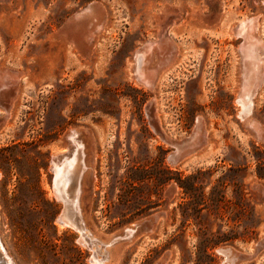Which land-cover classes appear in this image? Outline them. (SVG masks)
Segmentation results:
<instances>
[{
	"label": "rangeland",
	"instance_id": "374dc122",
	"mask_svg": "<svg viewBox=\"0 0 264 264\" xmlns=\"http://www.w3.org/2000/svg\"><path fill=\"white\" fill-rule=\"evenodd\" d=\"M89 4H95L90 20L73 21ZM248 19H255L257 43L244 64L237 26ZM165 38L171 43L149 56L144 86L135 55ZM246 69L259 71L251 111L242 116L237 98ZM0 75L14 81L15 91L0 135V241L11 264H96L94 253L107 264H191L195 235L192 226L183 236L176 232L174 183L159 187L160 204L147 215L122 224L110 218L122 210L118 194L130 170L158 166L162 157V165L184 175L211 169L212 180L232 164H247L243 183L262 199L258 234L212 252L218 264H264V247L245 250L264 236V180L253 173L251 147H264V0H0ZM71 130L83 147L76 200L82 232L96 240L91 247L78 241V228L57 223L63 202L51 187L50 159L69 154ZM190 138L197 146L171 162L168 140ZM13 143L19 148L5 150ZM37 150L47 153L45 167ZM134 187L147 193L152 182ZM154 214L151 231L110 242ZM220 247L231 249L232 262Z\"/></svg>",
	"mask_w": 264,
	"mask_h": 264
},
{
	"label": "trees",
	"instance_id": "16d2710c",
	"mask_svg": "<svg viewBox=\"0 0 264 264\" xmlns=\"http://www.w3.org/2000/svg\"><path fill=\"white\" fill-rule=\"evenodd\" d=\"M141 95L145 96L144 93ZM145 99L142 98L140 106ZM21 144L32 145L33 148L41 146L34 141H25ZM19 146L20 143H13L5 150L12 151ZM251 147L255 164L253 173L257 179L264 180V147L260 148L253 144ZM158 149L161 150L159 146ZM36 155L40 159V165L45 167L47 153L37 150ZM13 161H16L15 158ZM162 162L163 157L157 162L158 166L147 170L144 168L130 170L132 175L127 177L125 187L118 194V203L122 210L117 216L110 218L117 217L122 224L147 215L148 210L160 204L159 187L174 183L180 192V200L173 209V221L178 215L176 232L183 236L186 229L192 226L195 235L196 252L191 264H218L212 252L215 247L235 240L249 241L256 238L257 228L261 223L256 205L262 199L253 196L243 183L248 167L246 163L232 164L212 180L215 171L211 169H196L184 175L178 170L162 165ZM136 170L144 172L143 175L133 174ZM144 180L151 181L152 187L147 193L142 191L135 193L134 183ZM228 190L230 197H227ZM152 195L157 198L152 199Z\"/></svg>",
	"mask_w": 264,
	"mask_h": 264
},
{
	"label": "water",
	"instance_id": "95a60500",
	"mask_svg": "<svg viewBox=\"0 0 264 264\" xmlns=\"http://www.w3.org/2000/svg\"><path fill=\"white\" fill-rule=\"evenodd\" d=\"M94 8H95V4H89L88 6L84 7L83 9H81L80 11H77L73 16H72V20L73 21H88L90 20V17L94 14ZM136 68V67H135ZM7 76H4V79L6 81L5 83V88L0 89V114H3L2 117L0 118V126L2 124V121L5 119V117L8 116L9 113V104H6L4 102L3 99L7 98L8 95H10L11 91L13 90V87L11 86V82H13L12 80L7 79ZM150 106L152 107L153 104L151 103ZM77 132L76 130H71L70 132H68L66 134V139H68L71 143H72V148L69 152L68 155H54L53 157H51L50 162H51V168L53 171V177L56 171V167L58 166V163L60 160L64 159L65 160H71L72 159V155L73 152L75 150V143L80 144L77 139H76V135ZM259 136H261V133H257ZM168 142L174 147V151L169 155V160L171 162H176L179 159L183 158L186 154H188V152L190 150H192L195 146H197V141L195 139L192 140V138L188 139V140H184L181 142H176L173 140H168ZM83 147L80 144V146L77 148V152H76V157H75V161L74 163L71 164V166L68 168L69 172H70V177L73 178V180L75 181V184L77 186V194L79 191V185H80V178L82 175V172L85 170V165L83 163V151H82ZM77 160L79 161L78 166H75V163H77ZM53 177H52V181H51V187L53 188V190L59 192V177L56 179L55 183L53 182ZM77 194H75L72 197V200H68L67 198L65 199L64 197H62L59 193L57 194V198L58 200H61L63 202V208L59 214V216L57 217V220H59V217L61 218V220L64 221H68L70 224H75L74 228H78L81 231V235L84 236V240L86 243V246L91 247V242H96V240H90L88 238V236L86 234H84L83 228L80 225L81 223H78L79 221V209H78V205H77V200H76V196ZM69 206L73 209V217L68 216V212H69ZM158 215L154 214V215H150L147 219L141 220V221H137L135 223H133V225H128L125 226L122 230L121 233L119 234H115L112 238L110 242H114L117 240H128L129 238H131L134 234L138 233V232H149L151 231L156 219H157ZM264 247V236L262 238V240L255 242V245H247L245 250H248V248L253 249L255 252L260 251L262 248ZM220 254H222L226 260L228 262H231L233 257L231 256V249L229 247H220L217 250ZM94 257V254H93ZM158 264V263H157Z\"/></svg>",
	"mask_w": 264,
	"mask_h": 264
},
{
	"label": "flooded vegetation",
	"instance_id": "af4514ba",
	"mask_svg": "<svg viewBox=\"0 0 264 264\" xmlns=\"http://www.w3.org/2000/svg\"><path fill=\"white\" fill-rule=\"evenodd\" d=\"M252 33L249 35V38L248 39H244L243 38V43L241 45V55H242V61H243L244 64H246L249 61L248 58H247V56H246L247 55L246 53L252 52V48L251 47H248V45L246 46V42L248 41V42H250V44H252V45H249V46H253L254 45L253 43H257V41H256L257 38H255V36H253ZM237 34H238V30H237ZM170 43H171L170 40L168 38H165V39H162V40L157 41L155 43H150L149 48L145 52H141V53L137 52L136 53V55H135V67H136L135 68V71H136L139 79L140 78H144L142 76H144V74H146V72H145L146 71V64L148 63L149 56H151L152 53H154L155 50L156 51L163 52L170 45ZM160 49H162V50H160ZM148 50L150 51L149 54H147V52H149ZM247 70L248 69H246L245 75L243 74L242 84H244L245 86L248 85L249 88L246 86V88L248 89V91L247 92L243 91V93H241L240 96L238 97V98H242V100L245 102V104L251 98V91L253 89L254 82H255V78H256V75H257L259 69H251V72L250 71L248 72ZM146 78H147V80L144 79V80H146L145 82L150 85V80H149L148 76H146ZM74 143L76 145L75 146V149L76 150H74V152H73L72 159H71L72 162L70 160H68L70 162V164L68 163L66 165V167H64L65 163L63 162V159L59 161L58 166L56 167V171H55L54 177H53V182L54 183H55V178H56L57 175H61V173L63 174L62 176H64L65 174H67V175L70 174L68 168L75 161L76 152H77V148L76 147H79L80 146V144H77L76 142H74ZM78 163H79V161L77 160V163H75V166H78ZM59 167H61V171H62L61 173H59ZM64 226H69V225L64 224ZM69 227H72V226H69ZM78 241H80L82 244L86 245L85 240H84V236H82L81 234L78 237ZM93 244H96V242H93L92 241L91 242V246ZM108 244L109 243H107V245ZM96 251H98V248H96V246H95V252ZM97 260H98V262L100 264H107V263L103 262L102 259H98L97 258Z\"/></svg>",
	"mask_w": 264,
	"mask_h": 264
},
{
	"label": "bare ground",
	"instance_id": "6f19581e",
	"mask_svg": "<svg viewBox=\"0 0 264 264\" xmlns=\"http://www.w3.org/2000/svg\"><path fill=\"white\" fill-rule=\"evenodd\" d=\"M238 27V35L242 36L244 39H248L249 38V35L254 31L255 29V19H248V20H245L243 22V24L241 25V23L237 26ZM248 45V47H251L249 45H252L250 44V42H246V46ZM162 50V49H160ZM146 74H144V79L147 80L146 78ZM144 80V81H146ZM144 86H149L148 83H143ZM248 87V85H246ZM246 86L243 84V91L247 92L248 89L246 88ZM249 88V87H248ZM251 88V87H250ZM237 102L240 104L241 106V110H240V114L242 116H248L250 111H251V107H252V103L251 101H247V103L245 104V102L242 100V98H237ZM78 148V147H76ZM76 150V149H75ZM71 161V160H70ZM63 162L65 163L64 167H66V165L70 162L68 160H65V158L63 159ZM72 162V161H71ZM61 167H59V173H61ZM63 174L61 173V175H57L56 178H55V181L56 179L59 177V192L53 190L54 192V196L56 197V199H58L57 197V194L59 193L62 197H64L65 199L67 198L69 201L72 200V197L77 194V186L75 184V181L73 180V178H71L69 175L70 174H65L64 176H62ZM67 178V179H66ZM52 193V192H51ZM68 216L70 217H73V213L71 210H69L68 212ZM57 223L58 224H66V225H69V226H72L74 227L75 224H70L68 221H64V220H61V218L59 217V220H57ZM82 240V239H81ZM80 242V241H79ZM3 247L1 246V241H0V264H11V260L9 257H6L3 252ZM7 255V254H6ZM8 256V255H7ZM91 260H94L96 262V264H100L98 262V260L96 259L95 255L94 257L92 256L91 257ZM94 263V262H93Z\"/></svg>",
	"mask_w": 264,
	"mask_h": 264
},
{
	"label": "crops",
	"instance_id": "0c3cea01",
	"mask_svg": "<svg viewBox=\"0 0 264 264\" xmlns=\"http://www.w3.org/2000/svg\"><path fill=\"white\" fill-rule=\"evenodd\" d=\"M0 82L3 83V86L2 87L5 88L6 81L4 79V76H1L0 75ZM14 93H15V91H14V87H13V90L11 91L10 95H8L7 98L3 99L4 102L6 104H9V106H10L9 112L11 110L12 101H13L12 97L14 96ZM2 115L3 114H0V118L2 117ZM8 126H9V118L5 117V119L2 121V124L0 126V135H3V133H5V131L7 130Z\"/></svg>",
	"mask_w": 264,
	"mask_h": 264
}]
</instances>
